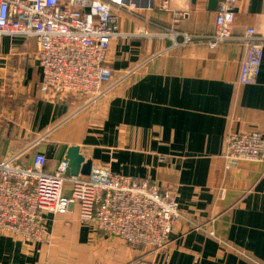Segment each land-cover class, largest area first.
Here are the masks:
<instances>
[{
  "label": "crops",
  "instance_id": "crops-1",
  "mask_svg": "<svg viewBox=\"0 0 264 264\" xmlns=\"http://www.w3.org/2000/svg\"><path fill=\"white\" fill-rule=\"evenodd\" d=\"M114 1L121 6L113 8L120 36L110 44L107 66L117 85L88 109L80 99L53 102L40 93L33 39H1L0 162L17 158L25 167L43 154V171L52 174L77 147L114 174L175 192L183 219L155 264H264V155L236 165L222 157L228 132L264 136V49L255 84L242 86L241 44L213 50L182 44V34L213 32L222 0ZM248 29L263 31L264 0L238 1L232 34ZM46 229L45 243L0 234V264H128L137 256L81 224L76 207L49 216Z\"/></svg>",
  "mask_w": 264,
  "mask_h": 264
},
{
  "label": "built area",
  "instance_id": "built-area-1",
  "mask_svg": "<svg viewBox=\"0 0 264 264\" xmlns=\"http://www.w3.org/2000/svg\"><path fill=\"white\" fill-rule=\"evenodd\" d=\"M238 1L222 0L216 8L213 32L182 34V44L196 43L212 50L226 43L241 44L245 59L238 82L253 86L262 62L264 29L233 36ZM114 7L121 9L114 0H0V41L4 37L33 39L38 47L40 93L53 102L80 99L82 110L88 109L117 85L112 84L113 73L107 66L110 44L120 36ZM178 35L169 34L173 46L178 45ZM263 155L260 133L226 134L222 157L228 164L259 162ZM16 160L0 162V234L45 243L48 217L64 216L76 207L81 224L121 240L137 253L128 264H155V258L168 250L172 229L183 219L173 190L161 191L146 180L114 174L107 164L92 163L87 177H67L65 162L54 173H45L43 154H34L25 167L16 165ZM208 237L243 255L214 233Z\"/></svg>",
  "mask_w": 264,
  "mask_h": 264
},
{
  "label": "water",
  "instance_id": "water-1",
  "mask_svg": "<svg viewBox=\"0 0 264 264\" xmlns=\"http://www.w3.org/2000/svg\"><path fill=\"white\" fill-rule=\"evenodd\" d=\"M64 161L67 164V169L65 173L67 177L89 176L92 163L89 160H85V158L80 154L79 148H68Z\"/></svg>",
  "mask_w": 264,
  "mask_h": 264
}]
</instances>
